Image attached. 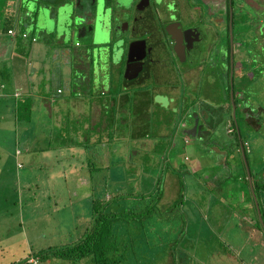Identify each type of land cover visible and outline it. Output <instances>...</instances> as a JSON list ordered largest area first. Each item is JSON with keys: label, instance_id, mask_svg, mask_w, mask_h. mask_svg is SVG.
Returning <instances> with one entry per match:
<instances>
[{"label": "rangeland", "instance_id": "1", "mask_svg": "<svg viewBox=\"0 0 264 264\" xmlns=\"http://www.w3.org/2000/svg\"><path fill=\"white\" fill-rule=\"evenodd\" d=\"M4 2L2 8L0 5V35L10 38L6 29L12 27L13 37H17L13 40L14 46L22 45V52L15 50L18 58L14 62L32 72L30 78L40 85L33 98L35 107L14 115L0 108V264H11L50 246L76 242L90 223L91 201L100 199L106 204L111 197L114 201L108 207L124 213L115 231L131 264H173V258L178 260L174 264H264V234L250 224L252 202L248 194L251 174L260 183L264 181L261 175L264 174V51L258 42L264 32L259 36L254 34L256 30L264 31V0H249L252 5L234 0V28L231 33L229 28V36L210 14L206 17L201 12L199 17L191 10V17L194 16L199 27L196 37L203 47L197 62L200 66L194 68L190 62L181 60L170 62V53L162 49L158 57L164 64L156 65L158 79L149 77L143 85L135 83L128 87L124 86L122 75L110 76L117 69L111 62H117L119 50L111 57L102 44L105 52L100 58L95 53V60L91 61L89 49V61L85 60L87 56L82 55L86 52V40L76 33L65 48L72 54L75 50L81 54L83 62H74L72 54L63 55L48 46L45 31L34 24L30 27L25 24L23 28L19 24L18 17L28 8L32 14L28 13L26 20L36 19L40 26L45 18L42 7L49 4L47 1ZM48 6L52 11L50 31L54 33V41L60 39L61 27L68 17L58 5ZM184 11L178 5L175 12L183 15ZM71 12L70 8L66 13ZM20 30H26L29 37L23 40ZM33 35L38 42L31 43ZM9 53L5 67L14 59ZM65 57L70 59L68 63ZM257 64L262 65L260 71L256 69ZM57 87L63 90L61 94H56ZM239 91L246 92L244 99L248 105L262 106L259 127L244 123L237 99ZM41 93L45 98L43 103L37 99ZM52 93L56 100L52 99L55 98ZM137 97L141 106L147 103L143 117L151 130L148 132L151 136L144 137L147 142L131 135L140 130L135 123L133 127L125 125L130 120L141 121L142 108L139 112L131 109L138 101L134 100L131 105V98ZM148 100H151L149 105ZM203 101L216 107L215 112L203 113L209 110H205ZM118 104L121 106L117 108ZM198 109L202 111L200 117L204 115L216 126L211 134L214 140L202 142L184 132L183 127L192 124ZM224 112L226 116L221 122ZM232 121L247 142L249 175L242 167V151L238 153L236 147L235 151L229 145L233 138L228 133ZM105 126L109 137L110 130L116 128V137L123 144L137 140L135 148L129 147L127 154L118 157L123 161L121 165L126 164V170L120 173L117 167L118 172L112 169L119 174L116 176L109 174L108 167L96 170L92 180L88 181V174L78 179L73 166L82 163L78 154L82 148L72 146L67 137L95 138ZM200 129L199 124L191 131L197 135ZM229 148L235 152H229ZM216 152L225 153V158L219 159ZM82 158L86 160V156ZM183 174L191 176L182 177ZM160 177L163 194L156 204L154 195ZM196 188L199 196L207 198V203L190 194ZM244 193L249 204L243 202ZM261 194L262 199L257 196V202L264 212V192ZM179 195L183 196V204L174 205ZM147 209L152 210L150 214L146 213ZM256 211L260 220L258 208ZM239 221L244 223L235 229ZM253 227L255 232L251 237L249 230ZM127 237L134 239L129 252ZM173 248L175 257L171 258ZM50 264L66 263L58 260Z\"/></svg>", "mask_w": 264, "mask_h": 264}, {"label": "flooded vegetation", "instance_id": "2", "mask_svg": "<svg viewBox=\"0 0 264 264\" xmlns=\"http://www.w3.org/2000/svg\"><path fill=\"white\" fill-rule=\"evenodd\" d=\"M243 1L252 5L249 0ZM233 2L234 0H72V18L78 22L75 26L73 38L76 37L78 32L80 37L83 35L82 39L86 40L87 47L86 52L82 56H87L85 58L88 59V51L90 49L93 61L95 60L93 59L95 53L100 58L101 54L105 52L102 51V44H104L103 47L105 49L110 51L111 57L113 52L119 50L120 54L117 62H111V66L117 65L115 67L117 69L110 76L113 78L123 76L128 65L127 76L129 78L125 79L123 76L124 86L128 87L135 83L143 85L148 82L147 79L149 77L158 79L156 65L158 62L164 64V61L158 57L162 49L170 53V62L181 60L174 50L176 38L182 43L183 60L181 61L190 62V65L194 66V68L199 67L200 65H197L200 57L199 50L202 51L203 47L199 41L200 38L196 37L199 27L193 20L194 16L191 17V10L194 11V15L197 14L199 17L201 12L206 17L210 14V18L215 21V24L218 25L220 23L221 27L225 29L226 36H229V28L230 33L233 30L232 27L234 28ZM173 5L176 6L175 9L171 8ZM178 5L183 6L185 9L183 15H176L175 11ZM50 15L52 17L51 10ZM110 23L112 24L111 29ZM98 27L105 32L108 39L103 43L92 44V34L95 33L94 31ZM108 31L109 37L107 36ZM254 32V34L259 36L264 31L256 30ZM259 38L258 42H260L264 51V36H259ZM131 43L134 48L129 52ZM238 49L240 50V48ZM240 53L241 51H238V54ZM232 56L234 57L233 52ZM69 60L67 59L66 62L68 63ZM71 60H74V62L78 61V63L83 62L81 54L77 53V50L72 54ZM260 66L262 65H256L258 71L261 70ZM227 74L229 75V72ZM246 86L248 87V85ZM245 96L246 92L239 91L237 97L240 100L239 104L243 102L241 100ZM203 105L205 110L209 109L203 113L209 112L208 114L210 115L216 110V107H213L211 103L203 101ZM200 108L203 109L202 107ZM201 112L198 109V112L193 115L192 124L184 127V130H187L186 132L190 135L192 134L195 138L196 135L191 130L192 127H195L196 120V125L200 124V132H203V134L216 127L213 121L209 122L204 115L200 117Z\"/></svg>", "mask_w": 264, "mask_h": 264}, {"label": "trees", "instance_id": "3", "mask_svg": "<svg viewBox=\"0 0 264 264\" xmlns=\"http://www.w3.org/2000/svg\"><path fill=\"white\" fill-rule=\"evenodd\" d=\"M45 1H47L49 3L48 5L53 6V5H58L60 3H63L66 0H45ZM2 2H4V0H2ZM70 3H71V8H72V0ZM45 5H47V4H45ZM22 6H23V4H22ZM27 12L28 11L26 9H23V11L21 13V18L19 19V17H18L19 24H20V26H22L21 28H23V26L25 24H28V27H30L31 24H35L37 22L36 19L31 20L32 22H30V20L27 21L25 18V17H28ZM18 13H19V11H18ZM69 16H70V18L72 17V12H71V14H69ZM6 30H7V34H9L11 37H13L14 34H10L8 32L9 30H12L11 27H8ZM46 33L47 32H45V37L46 38L48 37V38L46 39L44 37V39H45L46 43L48 44V46L51 47L52 50H56L59 53L65 54L64 50H65V48L68 47V44L67 43L63 44V43H60L56 40L53 42L52 39L54 38L53 37L54 33H52V32H50L48 34H46ZM20 34H21V38H28L29 37L28 34L24 32V30H22L20 32ZM23 34H25V36H23ZM37 39H36V37L32 36L30 41L32 43V42L36 41ZM21 47H22V45H21ZM69 54H71V53L69 52ZM85 60H88V59H85ZM91 61H92V59H91ZM31 73H30V75H31ZM8 79H9V81H11L10 80L11 79V67L10 66L9 67L1 66L0 67V81L6 82V80H8ZM30 81L32 84H35L33 80L30 79ZM58 89H59V91H58ZM61 90H62L61 88L57 87L56 94H61L62 93ZM252 93L258 94L256 91H253ZM52 95L54 96L53 93H52ZM54 97H56V96H54ZM138 97H137V99L131 98V100H133L131 102V105L134 104V100H138ZM241 101H243L240 104L243 108L241 110L243 113L242 119H243L244 123H250V125H252V128H254V126L259 127L260 124L258 122H259L261 114H262V109H263L262 106L257 107L255 105H250V104L248 105L247 104L248 101H246L245 99H243ZM136 103H137V105L134 104L133 105L134 108L131 107V109L133 112L134 111L139 112V109L142 108V110H141L142 111L141 121L140 122H134V121L130 120L125 125L128 127L129 126L133 127V124L135 123L136 124L135 127L140 129V130H139L138 134L132 133L131 135L134 137H140V139L146 140L144 137H150L151 136L148 133V132L151 133V130L149 129V125H146L147 122H146V120L143 119L144 107H145L144 105H146L147 103L143 104V106H141L139 104V100ZM150 103H151V100H148V105ZM121 104L120 105L118 104L117 108H118V106H121ZM20 108H21V106L19 107L18 112L21 110ZM133 112H131L132 117L134 115ZM224 113L222 114L221 122L226 116V113L225 114ZM105 128H106V126L102 130H99V132L96 134L95 138L94 137H91V138L85 137L84 139H78L76 137V135L73 136V135L68 134L69 136L67 137V139L70 140V143L72 146H74V147L81 146L82 152L79 151V153H78L79 156L81 158L86 156V158H85L86 160H84V158L81 159L78 156L79 161H82V163L80 165L73 166L74 167L73 171H75L74 175H76V177L78 179L80 178V176L82 174H88V181L92 180L91 176H92V174H95L96 170H105L108 167H109V169H111L109 174H115L116 176L119 175L117 173L118 170L116 169V167L118 169H120V173H121V171L126 170V168H127L126 164L121 165L123 163V161L118 160V157H122L125 154H127V152L130 149L129 147L135 148L137 140L135 143H133L134 140H132L130 142L128 141V144H123L122 139L116 137V133H117L116 128L110 130V132H112L111 137H109V131L108 132L106 131L107 133L105 134ZM229 128H230V131H228V133H230L229 135L233 136V138H232L233 140L231 139L229 145H232V147L234 149L236 147L238 153L240 150H242L243 155H244V160L247 164L248 172H249V174H251V170H250V166H249V162H248L247 154H246L247 142L243 140L240 129H238V127L235 128V124L233 123V121H232V126L230 125ZM212 131H216L215 127L213 130L206 131L205 134H203V132H199L196 135V138L198 140L199 139L202 140V142H204V140H206V139H210V138L212 139V138H214V136H212L213 135ZM184 132L188 133L186 131H184ZM60 138H62V137H60ZM212 140H214V139H212ZM147 141L148 140H146L145 142H147ZM132 144H134V146H132ZM220 146L222 147L223 145H220ZM115 149H116V151L113 152ZM229 149H228V151L231 153H234L236 151V149H235V151L232 152L231 149L230 150ZM21 150L23 152L25 151L23 148ZM210 150H212V147H210ZM16 151L18 153H20L19 149H16ZM216 153L218 154L219 159L222 158L221 156H223V157L225 156V153L224 154H220L218 152H216ZM242 161H243V159H242ZM120 162H122V163H120ZM245 162H242V167H243L244 171L247 172ZM236 165L239 168V164L237 162H236ZM75 169H79V170H75ZM112 169H115L117 172L112 171ZM179 175L180 174H177V177ZM261 175H262V177H264V174H261ZM186 176L189 177V176H191V174H188V175L183 174L182 175V177H186ZM177 177L175 176V178L177 179V182L179 183L178 178H180V177H178V178ZM161 180H162V177H160L158 179L157 186L155 189L154 202L156 204L159 202V200L161 199L162 194H163V191H162L161 186H160ZM249 184H250V182H249ZM247 186H248V184H247ZM250 186L252 187L253 194L251 193L252 191L250 192ZM250 186H248L249 187L248 194H249V198L252 202V210H253V213L252 212L250 213L251 214V217H250L251 222L250 223L252 225H254L256 228H258V230H261L262 233L264 234V212L259 209L258 202H257V196H259L262 199L261 193L264 190V181H262L260 183V180L254 179L252 177V174H251V185ZM251 194H252V196H251ZM243 195L245 196L244 200H243L244 203H246V201L250 202L247 195L245 193ZM113 198L114 197H111L106 204L102 203V201L100 199H95V200L91 201V210H92L91 218H90L91 224L89 223L88 227H86L85 231L80 236V239L77 240L76 242L71 243V244L67 243V244H63V245H57L54 247L50 246L46 249H43V250H40L38 252L33 253V255L31 254L29 256H26L23 259L21 257L20 259L12 262L11 264H32L33 259L35 260L34 264H38L40 261H44V262L45 261H47V262L51 261L50 263H55L58 260L65 261L66 264H131L126 259L127 254L125 252V249L120 247V244L117 240L118 234L115 231L116 230V224H117V221L119 220L120 217H124V213L121 211L113 210L111 207H108L110 202L114 201V200H112ZM182 198H183V196L179 195L178 198L173 202L174 205H176V204L182 205L183 204ZM253 198L254 199L256 198V201ZM255 203H257V204L255 205ZM153 206H154V204H153ZM257 207L259 209L258 215L261 216L260 220L258 219L257 213H256ZM151 211H152L151 209H147L146 213L150 214ZM262 212H263V216H262ZM126 213L129 214L130 212L127 211ZM239 222H236V224ZM125 242H126V248L129 252V250L131 249V247L134 244V239H133V237H131V238L127 237L125 239ZM170 252H171L170 253L171 258H172V255L175 257V255H174L175 248H173V250H171ZM30 259H32V260H30ZM172 260H173V264H174L177 259L173 258Z\"/></svg>", "mask_w": 264, "mask_h": 264}, {"label": "crops", "instance_id": "4", "mask_svg": "<svg viewBox=\"0 0 264 264\" xmlns=\"http://www.w3.org/2000/svg\"><path fill=\"white\" fill-rule=\"evenodd\" d=\"M9 3H10V1L7 2V6ZM4 4H6V2H2V1L0 2L1 8L3 7ZM21 31L22 30H20V32ZM24 32L28 34V32L26 30H24ZM28 36H29V34H28ZM33 37H35V36L33 35ZM16 38L17 37H10L7 39V38L2 37L0 35V52H1L0 53L1 54L0 55V67L4 66V63H5L4 61H5V58L7 57L8 52H10L9 55L12 54L14 57L13 60H10V65H9L11 67V79H10L11 81H9V79L6 80V82L0 81V108H2L3 111L5 110L8 114H12V115L17 114L20 106H21V108H20L21 110L36 106V103H34L33 98L36 97L35 92L37 91L36 89L40 85V82L36 83V81H34L33 79L30 78V72L28 73L26 71L25 66H20V64H16L14 62V60L16 58H18L15 50H20L22 52L21 44H19L18 46H14V44H13V40ZM25 39L26 38H23V40H25ZM35 42H38V40L34 41V43ZM3 50H4V52H2ZM64 52L69 54V51L66 49L64 50ZM30 79L33 80L35 84H32ZM29 84H31V85H29ZM59 88H61V87H59ZM18 91H19V93H18ZM20 98H21V100H19ZM37 99H38V101L43 103V99H45L44 94L43 93L39 94ZM52 99L56 100L57 97L52 98ZM74 99H76V98H74ZM77 100H79V99H77ZM0 111H2V110H0ZM212 179L213 178L211 177V180ZM197 189L198 188H196L195 191H192V190L189 191L190 194L192 196H195L203 204L207 203V198L205 196H199L200 191ZM263 192H264V190H263ZM242 197L244 198L245 196L242 195ZM246 203L249 204L248 201H246ZM251 212L253 213V210H251L249 213H251ZM243 223L244 222L237 223L235 225V229L239 228L240 225ZM249 231H252L250 234V236H251L255 232L254 227H253V229L250 228ZM247 237H248V234H247ZM246 243H247V241L242 243V244H246ZM251 246L248 247V252H249V249L251 248Z\"/></svg>", "mask_w": 264, "mask_h": 264}, {"label": "water", "instance_id": "5", "mask_svg": "<svg viewBox=\"0 0 264 264\" xmlns=\"http://www.w3.org/2000/svg\"><path fill=\"white\" fill-rule=\"evenodd\" d=\"M32 1H34V0H32ZM59 8H60V10L62 12H64L65 15H67L68 18H67L66 24L61 27V31L59 30L60 31V39H58V40L55 39V40L58 41V42H60V43L65 44V43L70 42V40L73 38L74 33H75V26H76V24L78 22L75 21L72 17L70 18L69 14L66 13L67 10H69L71 8V3H67L66 1L63 2V3H60V4H58V9ZM26 10L28 11L27 13H29L30 15L32 14L31 13L32 11H29L28 8ZM50 10L51 9H50L49 6L44 5L42 7V14H45V18H44L43 23H41L40 26H37V22L34 24L35 27H38L40 30H43V31H45L47 33H50L51 32L50 29H52L51 28V21H53V17H51V15H48L50 13ZM32 25L33 24H31V26ZM94 32L95 33L92 34V44L103 43V42L106 41V39H108V38H106L105 32L102 31L101 29H99V27ZM79 36H80V33L78 32L77 33V37H79ZM175 40H176V44H175V48H174L175 53L177 54V56L180 57L181 60H183V57H182V55H183V52H182L183 51L182 43L177 38ZM141 47H142V45H141ZM133 48H134V46L131 43L129 45V52L131 50H133ZM127 72H128V65L126 66L125 71H124V74H123V76H124L125 79L126 78H129V76H127ZM195 126H196V121H195ZM184 131H187V130H184ZM244 162H245V160H244ZM245 166H246V169H247L246 162H245ZM247 174L249 175L248 169H247ZM249 182H250V185H251V178H249ZM251 191L253 193L252 187H251ZM255 201H256V198H255ZM258 212H259V209H258Z\"/></svg>", "mask_w": 264, "mask_h": 264}, {"label": "built area", "instance_id": "6", "mask_svg": "<svg viewBox=\"0 0 264 264\" xmlns=\"http://www.w3.org/2000/svg\"><path fill=\"white\" fill-rule=\"evenodd\" d=\"M10 34H15V32L13 31V30H9L8 31ZM23 36H25V34H23ZM58 91H59V89H58Z\"/></svg>", "mask_w": 264, "mask_h": 264}, {"label": "clouds", "instance_id": "7", "mask_svg": "<svg viewBox=\"0 0 264 264\" xmlns=\"http://www.w3.org/2000/svg\"><path fill=\"white\" fill-rule=\"evenodd\" d=\"M184 127H185V126H184ZM184 127H183V128H184Z\"/></svg>", "mask_w": 264, "mask_h": 264}]
</instances>
